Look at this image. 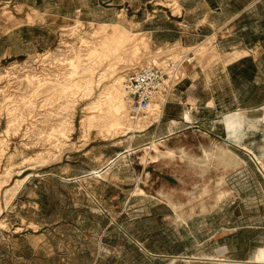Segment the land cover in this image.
Instances as JSON below:
<instances>
[{"label": "rangeland", "instance_id": "obj_1", "mask_svg": "<svg viewBox=\"0 0 264 264\" xmlns=\"http://www.w3.org/2000/svg\"><path fill=\"white\" fill-rule=\"evenodd\" d=\"M146 1L0 0V264H237L264 245V0L242 40L190 47L143 31L170 5ZM190 51L223 73L216 122L172 129L163 96L131 118L127 74Z\"/></svg>", "mask_w": 264, "mask_h": 264}, {"label": "crops", "instance_id": "obj_2", "mask_svg": "<svg viewBox=\"0 0 264 264\" xmlns=\"http://www.w3.org/2000/svg\"><path fill=\"white\" fill-rule=\"evenodd\" d=\"M101 1L103 2V0ZM109 1L111 5L112 0ZM150 1L152 0H147L145 4L152 8L153 5H149ZM164 1L169 2L170 5L159 3L156 5L159 13L154 15L165 18L163 21H159V24L163 23L164 27L149 26L143 31L150 33L151 37H154L158 32L160 35L158 41L161 43L177 42L187 47L193 46L202 37L218 35V32L224 28L231 27L233 29L235 26L232 27V25L235 21L246 14L250 17V23H255L256 6L261 2V0ZM177 2L179 12L174 11L177 10V6H174ZM219 18H223V21L217 20ZM146 21L148 22V20ZM238 28L237 32L234 29H227V33L221 37L223 39L216 37L217 39H214L215 42H213L216 44L215 46H218L219 43L230 45L237 40H242L248 32V27L246 24L243 26L240 24ZM250 28L253 29L254 26L251 25ZM222 74L219 71L201 73L196 70V65L188 66L187 78L178 84L167 103L168 120L172 129L187 128L200 131L206 123V113H210L213 123L216 122L214 113L218 111V108H222L221 101H223L226 89Z\"/></svg>", "mask_w": 264, "mask_h": 264}, {"label": "built area", "instance_id": "obj_3", "mask_svg": "<svg viewBox=\"0 0 264 264\" xmlns=\"http://www.w3.org/2000/svg\"><path fill=\"white\" fill-rule=\"evenodd\" d=\"M196 62L190 51L178 57L167 56L158 64L141 67L127 74L124 81L128 113L131 118L145 115L159 96L167 102L178 84L187 78L188 66Z\"/></svg>", "mask_w": 264, "mask_h": 264}, {"label": "bare ground", "instance_id": "obj_4", "mask_svg": "<svg viewBox=\"0 0 264 264\" xmlns=\"http://www.w3.org/2000/svg\"><path fill=\"white\" fill-rule=\"evenodd\" d=\"M240 58H241L240 57V53H235V54H232V55L229 56V60L230 61L231 60H238ZM118 98H121V97L118 96ZM118 98H116V99H118ZM162 106H163V103H160V102L156 103L155 102L153 104V106H152V109L153 110H156L158 108L160 109ZM110 108L112 109V106ZM114 110H115V113H116L117 116L122 115L123 107L120 104V102L115 104ZM259 118H261V117H259ZM246 119H247V116L244 115L242 113V111H240V110L235 111V112H228L224 116L226 130L229 131L231 134L236 133L237 131L242 132V128L245 126ZM252 123H254V122L252 121ZM133 127L134 126H131L128 129H132ZM237 264H264V245L262 244V245H259L258 247H256L255 250L253 251V254L249 258V260H247V261H239V262H237Z\"/></svg>", "mask_w": 264, "mask_h": 264}]
</instances>
